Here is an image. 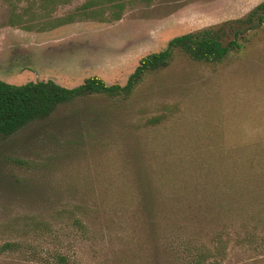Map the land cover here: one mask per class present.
<instances>
[{
    "label": "rangeland",
    "instance_id": "obj_1",
    "mask_svg": "<svg viewBox=\"0 0 264 264\" xmlns=\"http://www.w3.org/2000/svg\"><path fill=\"white\" fill-rule=\"evenodd\" d=\"M87 1L0 0V80L124 85L172 38L225 23V44L242 29L241 47L220 62L177 52L127 99L63 105L1 139L0 245L15 247L0 264H147L131 183L162 185L163 241L183 231L210 244L221 229L224 264H264V26L231 23L264 0H135L117 21L79 13L54 25ZM199 200L210 201L205 225L177 209Z\"/></svg>",
    "mask_w": 264,
    "mask_h": 264
},
{
    "label": "trees",
    "instance_id": "obj_2",
    "mask_svg": "<svg viewBox=\"0 0 264 264\" xmlns=\"http://www.w3.org/2000/svg\"><path fill=\"white\" fill-rule=\"evenodd\" d=\"M47 4H63L69 0H45ZM135 0H90L78 9V13L56 19L54 25L60 27L75 21L74 16L81 13L89 17L106 15L105 21L120 20L127 6ZM239 28L257 29L264 26V1L253 8L245 17L235 20ZM212 26L198 31L186 33L172 38L164 50L143 56L134 72L124 85H109L101 76L87 77L83 83L75 87H66L56 81L38 80L25 84H13L0 80V140L7 139L28 126L49 119L59 107L90 98L104 97L108 99L129 98L144 78L153 72L167 68L179 52L194 61L220 62L230 51L241 47L239 35L242 29L235 32V38L225 44L226 25ZM55 27V28H56ZM133 200L137 203L140 225L146 232L150 245V256L147 264H224L228 258L230 241L219 229L210 238V244H199L195 235L186 232L177 234L163 241L161 212L168 210L159 204V195L163 191L159 183H131ZM206 191V190H205ZM209 200H219L215 193H207ZM169 199V198H168ZM205 200L191 203L187 210L178 213L184 217H194L199 211L201 223L208 219V205ZM171 211L175 203L165 204ZM195 208V209H194ZM198 209V210H197ZM224 209V207H223ZM169 211V212H170ZM15 247V243L7 242L0 245V253ZM57 264H77L65 255L57 256Z\"/></svg>",
    "mask_w": 264,
    "mask_h": 264
},
{
    "label": "crops",
    "instance_id": "obj_3",
    "mask_svg": "<svg viewBox=\"0 0 264 264\" xmlns=\"http://www.w3.org/2000/svg\"><path fill=\"white\" fill-rule=\"evenodd\" d=\"M62 27H64V26H62Z\"/></svg>",
    "mask_w": 264,
    "mask_h": 264
}]
</instances>
